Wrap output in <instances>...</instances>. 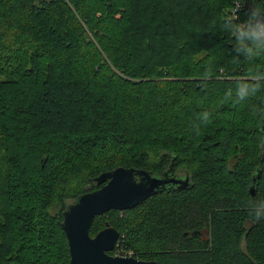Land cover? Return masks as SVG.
Here are the masks:
<instances>
[{"label": "trees", "instance_id": "16d2710c", "mask_svg": "<svg viewBox=\"0 0 264 264\" xmlns=\"http://www.w3.org/2000/svg\"><path fill=\"white\" fill-rule=\"evenodd\" d=\"M232 2L0 0V264H69L62 211L116 167L189 184L96 215L91 235L128 230L158 264L142 246L264 264V36ZM203 229L205 254L184 250Z\"/></svg>", "mask_w": 264, "mask_h": 264}, {"label": "water", "instance_id": "95a60500", "mask_svg": "<svg viewBox=\"0 0 264 264\" xmlns=\"http://www.w3.org/2000/svg\"><path fill=\"white\" fill-rule=\"evenodd\" d=\"M259 130L264 139V123ZM254 177L253 175L249 187L252 195L255 192ZM94 179L101 186L79 194L62 211L61 227L68 244L69 264H158L155 260L111 254L119 232L106 222L103 228L91 235V224L96 215L111 209L123 211L157 192L169 191L175 187L186 188L189 184L188 177L172 176L169 172L153 174L134 167H116L100 173Z\"/></svg>", "mask_w": 264, "mask_h": 264}, {"label": "rangeland", "instance_id": "374dc122", "mask_svg": "<svg viewBox=\"0 0 264 264\" xmlns=\"http://www.w3.org/2000/svg\"><path fill=\"white\" fill-rule=\"evenodd\" d=\"M227 10H229V12H228V17L229 18H231V19H233V20H235V21H237V19H239V15L241 14V10H242V5H241V1L240 0H233V2H232V6L230 7V8H228ZM240 24H241V27H246L247 26V24L245 23V22H243V20L240 22ZM249 27V26H248ZM251 28V27H250ZM251 29H253V28H251ZM253 31L255 32V33H257V35L259 34L260 36H264V31H258V30H256V28H254L253 29ZM1 66V65H0ZM0 81H2V76L0 75ZM243 102H247L248 104H250V105H252V108H254L255 107V105L257 104V98H256V95L255 96H250V95H248V96H246L245 98H241V102H240V104H242ZM51 140H53V139H51ZM72 200H68V203H70ZM55 207V208H54ZM57 209H58V207H56V205L55 206H53V209H52V211H50L52 214H55V212L57 211ZM123 215H124V213H120L119 214V217H123ZM104 219H107V217H104L103 218V220ZM107 221H103L101 224H103L104 225V223H106ZM101 226V225H100ZM204 233L203 234H201L200 236L202 237V239H201V243L200 242H198V246L197 245H191V247H187L186 245H183V247H184V250H187V251H195V252H203V255L205 254V251H206V248L207 247H209V246H207V247H205L204 246V243L202 244V242L206 239V232H208V230L207 229H203L202 230ZM127 233H128V230H124V231H122L121 233H120V237L121 238H119V241H118V243H116V250H115V253H113V254H117L118 253V251H119V253L120 254H122V252L123 253H130L131 255L132 254H135V255H137L136 253H135V251L133 250V249H131V248H129L127 245H126V241H125V237H126V235H127ZM143 250H146L145 252H148V251H154V253H159L160 252V249L159 248H154V249H148V248H145L144 249V247L142 246L141 247V256L142 257H148V258H145V259H149V258H154V259H161V260H159L162 264H168V261L166 260V259H164V258H162L161 257V255L160 254H158V255H156V256H153V257H150V256H148V255H146L145 254V252L143 251ZM187 251H184L183 252V254L181 255L182 256V258H185V257H189L190 258V255H189V253L190 252H188V253H186ZM143 252V253H142ZM139 255H140V253H139ZM150 255V254H149ZM202 255V256H203ZM138 256V255H137ZM200 258H201V256H200ZM169 262H171V261H169Z\"/></svg>", "mask_w": 264, "mask_h": 264}, {"label": "flooded vegetation", "instance_id": "af4514ba", "mask_svg": "<svg viewBox=\"0 0 264 264\" xmlns=\"http://www.w3.org/2000/svg\"><path fill=\"white\" fill-rule=\"evenodd\" d=\"M242 10L246 15L248 23L257 28L258 31H264V0H243ZM175 176L176 174H171ZM197 234L201 235L203 232L201 230H196ZM191 246L189 240L185 243Z\"/></svg>", "mask_w": 264, "mask_h": 264}, {"label": "built area", "instance_id": "2783aa9c", "mask_svg": "<svg viewBox=\"0 0 264 264\" xmlns=\"http://www.w3.org/2000/svg\"><path fill=\"white\" fill-rule=\"evenodd\" d=\"M117 254H119V255H131L130 253H123V252H122V254H120L119 251Z\"/></svg>", "mask_w": 264, "mask_h": 264}]
</instances>
